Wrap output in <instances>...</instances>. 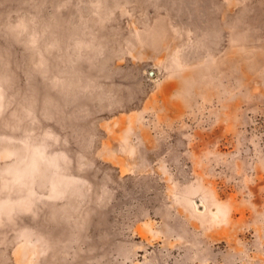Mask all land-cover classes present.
Here are the masks:
<instances>
[{
	"label": "rangeland",
	"instance_id": "obj_1",
	"mask_svg": "<svg viewBox=\"0 0 264 264\" xmlns=\"http://www.w3.org/2000/svg\"><path fill=\"white\" fill-rule=\"evenodd\" d=\"M0 264H264V0H0Z\"/></svg>",
	"mask_w": 264,
	"mask_h": 264
}]
</instances>
